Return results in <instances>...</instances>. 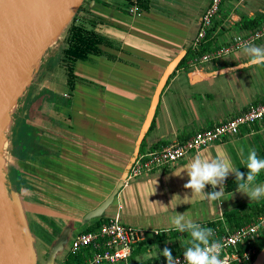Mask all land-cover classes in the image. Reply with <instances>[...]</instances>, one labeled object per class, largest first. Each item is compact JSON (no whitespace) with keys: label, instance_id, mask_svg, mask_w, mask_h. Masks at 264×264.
Wrapping results in <instances>:
<instances>
[{"label":"crops","instance_id":"1","mask_svg":"<svg viewBox=\"0 0 264 264\" xmlns=\"http://www.w3.org/2000/svg\"><path fill=\"white\" fill-rule=\"evenodd\" d=\"M125 1V7L119 5L120 0L89 2V16L82 19L96 17L95 29L107 42L100 44L102 54L75 63L73 89L68 84L67 66L61 61L53 63V56L45 74L38 71L26 90L24 115L20 116H28L26 122L37 128L38 143L46 153L26 160L16 157L9 179L14 208L22 231L28 234L36 264H40V252L49 256L46 264H65V245H71L81 227L89 229L96 222H86V214L117 186L134 155L164 71L179 53L191 49L211 0L197 2L195 8L189 0H146L140 14H130ZM260 13H264V0H225L202 46L208 43L215 50L244 35L249 30L240 29L238 23ZM254 44L264 46V38ZM248 59L239 49L197 66L189 59L187 66L178 68L161 94L140 153L186 140L199 130L241 114L251 104L264 103V66L214 77L193 76L194 70H214ZM44 91L48 93L42 94ZM250 149L264 159V121L243 127L239 135L211 144L179 163L130 180L104 217L119 214L122 222L148 232L147 237L155 230L178 232L171 225L177 214L200 225L225 222V213L263 204L264 197L251 200L239 192L232 185L239 183L235 174L229 173L223 186L224 200L205 199L184 187L189 180L186 169L196 155L223 157L246 178ZM255 184H264V171ZM213 190L220 188L206 185L204 189ZM159 215L162 222L148 221V216ZM183 233L170 238L165 235L167 240L159 249L151 246L129 264L166 260L161 254L166 247L172 254L183 253L190 246Z\"/></svg>","mask_w":264,"mask_h":264},{"label":"built area","instance_id":"2","mask_svg":"<svg viewBox=\"0 0 264 264\" xmlns=\"http://www.w3.org/2000/svg\"><path fill=\"white\" fill-rule=\"evenodd\" d=\"M146 0H128L129 13L140 14L141 6ZM225 0H211L205 9L197 36L192 41L191 49L197 50L206 38L214 21L220 13ZM264 38V24L254 30L247 31L244 35L233 37L226 45L216 48L211 52H205L191 60L193 66L206 64L220 60L236 50L242 49L245 43L254 44ZM264 121V103L251 104L248 109L226 121L215 124L212 127L199 130L191 137L183 141L169 143L160 150H146L139 153L133 163L126 184L143 174L153 172L159 168L179 163L188 158L192 153L210 146L219 141L241 133L243 127H251ZM216 240L223 245L221 258L226 259L227 264H252L257 249L254 247L259 236L264 232V212L246 225L235 230H226L219 235V226L214 229ZM155 230L154 233H160ZM146 232L138 227L122 222L119 214L107 218L96 230L85 229L78 233L69 247V256L79 255L89 249L91 254L85 264H129L135 247L146 239ZM173 257L184 264L183 253ZM151 264H167V260L161 258Z\"/></svg>","mask_w":264,"mask_h":264},{"label":"water","instance_id":"3","mask_svg":"<svg viewBox=\"0 0 264 264\" xmlns=\"http://www.w3.org/2000/svg\"><path fill=\"white\" fill-rule=\"evenodd\" d=\"M74 1L79 2V8L84 0H0V75L14 50L26 38L27 33L37 29L41 23L49 22L56 11L71 5ZM188 51L189 49L182 51L168 64L152 98L151 106L139 135L134 155L127 164L117 186L108 198L86 214V222L104 217L108 207L114 202L116 196L126 185L129 171L136 161L142 142L152 125L161 94L170 76L178 69ZM247 61H241L214 70L206 69L203 72L194 70L195 73H193V76L214 77L247 69L251 66L240 67L241 64L246 65ZM198 72L199 74H197ZM29 85L25 90H27ZM10 194L6 185L5 175H3L2 185L0 182V264H36L31 245L24 231H22ZM252 264H264V248L257 254Z\"/></svg>","mask_w":264,"mask_h":264},{"label":"trees","instance_id":"4","mask_svg":"<svg viewBox=\"0 0 264 264\" xmlns=\"http://www.w3.org/2000/svg\"><path fill=\"white\" fill-rule=\"evenodd\" d=\"M144 5L142 4L141 9L143 10ZM76 17L73 18L71 26L67 31L65 37V46L62 49L61 62L65 63L68 71V84L70 89L74 88V82L76 76L74 74V65L79 60H87L91 55H100L102 50L100 49V44L106 43L107 39L102 36L95 29L97 22L95 20H84L80 18V23ZM89 23V26L85 24ZM264 22V13L258 14L256 17H244L239 23L238 26L240 29L254 30L258 28ZM210 44L201 45L197 50L190 49L186 57L181 61L178 68L187 66L188 60H192L196 56H201L205 52L213 51L214 49L210 47ZM54 63V62H53ZM47 94L48 91H44ZM28 116L20 117L16 120L13 127V154L15 157L26 160L33 159L38 154L46 153V150L40 146L38 143V130L32 125L26 122ZM238 187V183L232 184ZM250 207V208H249ZM264 212V203L263 204H253L250 206H242L236 210L225 213V222H207L206 224H201L203 227H209L214 229L219 226V235L226 232V230H235L243 225L253 222L257 216ZM107 220L105 217H101L96 220V222L89 228V230H96L99 226ZM163 233V232H162ZM177 233V232H176ZM183 233V232H182ZM189 238L190 235L187 232H184ZM178 235V234H177ZM166 236L161 237V233L155 234L152 232V236L147 237L145 240L141 241L133 250L131 258L135 259L137 255H140L148 250L151 246L155 244L163 245L166 242ZM212 239L216 240L214 236ZM257 249V254L264 248V232L259 236L258 240L254 246ZM182 252H176L172 255L175 256ZM91 254L89 249L82 251L79 255L68 256L65 264H85L87 257ZM256 254V256H257ZM254 256V259L256 258ZM130 258V260H131ZM139 262H135L138 264ZM121 264V263H120ZM132 264V263H130Z\"/></svg>","mask_w":264,"mask_h":264},{"label":"clouds","instance_id":"5","mask_svg":"<svg viewBox=\"0 0 264 264\" xmlns=\"http://www.w3.org/2000/svg\"><path fill=\"white\" fill-rule=\"evenodd\" d=\"M243 53L249 58L245 66H264V46L245 43L242 46ZM247 174L234 168L230 161L223 158H204L196 155L186 169L189 176L185 188L191 189L192 194L201 195L211 201L224 200V181L229 173L235 174L238 181V191L246 194L251 200H259L264 197V184H255L256 178L264 171V159L259 158L255 149H250L246 158ZM180 175V173L175 174ZM206 185L213 189L219 186V191L205 192ZM155 192V191H154ZM171 225L179 232L189 233L190 246L183 252L184 264H227L226 259L221 258L223 245L218 240L212 239L214 230L203 227L192 220L186 219L183 214H177L171 219ZM167 260V264H180L179 259L173 257L167 247L161 253Z\"/></svg>","mask_w":264,"mask_h":264},{"label":"bare ground","instance_id":"6","mask_svg":"<svg viewBox=\"0 0 264 264\" xmlns=\"http://www.w3.org/2000/svg\"><path fill=\"white\" fill-rule=\"evenodd\" d=\"M79 2L56 11L49 22L41 23L33 34L30 31L22 42L27 52L20 58L10 57V67L2 70L0 82V182L10 159L9 151L12 148L10 138L13 127V114L18 99L30 84L35 70L38 68L46 50L62 38L71 24L77 11ZM31 35V36H30ZM27 40V41H26ZM22 50V49H21ZM25 51V50H24ZM22 52V51H21ZM14 53V52H13ZM20 53V52H19ZM23 53V52H22ZM19 56V55H17ZM16 56V57H17ZM14 58V59H13ZM7 71V73H6ZM13 72L14 75H13ZM12 73L11 90L7 92L8 74ZM7 77V79H6ZM7 81V82H6Z\"/></svg>","mask_w":264,"mask_h":264},{"label":"rangeland","instance_id":"7","mask_svg":"<svg viewBox=\"0 0 264 264\" xmlns=\"http://www.w3.org/2000/svg\"><path fill=\"white\" fill-rule=\"evenodd\" d=\"M91 0H84L83 2H82V4L79 6V8H78V10L76 11V13H75V16L74 17H76L77 18V20H79L80 21V18L82 19L83 17H85L86 18V16L88 17L89 15H87V13H88V4H89V2H90ZM191 3H193L190 7L191 8H195V6H196V3L197 2H200V1H204V0H189ZM121 7H125V6H127L126 5V1L125 0H120V4H119ZM86 10H87V12H86ZM84 12H86V13H84ZM171 17H178V16H171ZM91 20H97L96 19V17H92L91 18ZM73 21V20H72ZM78 21V22H79ZM72 23V22H71ZM80 23V22H79ZM85 24L87 25V26H89V23H87V22H85ZM39 26H41V24L39 25ZM71 26V24L69 25V27ZM69 27L67 28V29H69ZM36 30V29H35ZM35 30H33L32 32H31V34H33L34 33V31ZM67 31V30H66ZM65 34H66V32H65ZM65 34H64V36L62 37V38H60L52 47H50V48H48L47 50H46V52H45V54H44V56L42 57V59H41V62H40V64H39V66H38V68L35 70V72H34V75H33V77H32V80H31V83H30V85L32 84V82H34L33 80L36 78V76L39 74L38 73V71L40 72L41 70V72L43 73V74H45V72H46V66H47V64L50 62L49 60L51 59V57H53L54 56V58L51 60L52 62H54L55 64L57 63V62H60L61 61V54H62V49H63V47L65 46V41H64V39H65ZM31 36V35H30ZM27 41V40H26ZM25 44H23V43H21L20 44V46L19 47H17L15 50H14V53H13V55H14V58H20L21 56H23L24 54H26V53H24V52H27V50H26V47L24 46ZM22 49V50H21ZM25 50V51H24ZM23 53H22V52ZM20 52V53H19ZM17 55H19V56H17ZM17 56V57H16ZM56 57V58H55ZM13 58V59H14ZM58 60V61H57ZM10 59H9V61L6 63V65L4 66V69H6L7 67L9 68L10 67ZM6 73H7V71H6ZM14 73L15 72H13V75H14ZM12 73H10V76H9V74H8V87H7V92H9L10 90H11V86H12V78H11V76H13V75H11ZM6 79H7V77H6ZM6 81V82H7ZM0 82H1V76H0ZM37 85H38V83H37ZM32 86H34V83H33V85ZM25 95H26V90H24V92H23V94H22V96L18 99V102H17V106H16V110H14V114H13V127H14V124H15V122H16V120L18 119V118H20L21 116L20 115H24V110H25ZM13 127H12V130H11V134H10V138H11V141H12V137H13ZM13 149H14V147H13V144H12V148L10 149V151H9V154H10V159H9V161H8V165H7V167H6V169H5V173H4V175H5V179H6V185H7V188H8V190H9V193H11L10 191H11V187H10V179H9V177L11 176V174H12V171H13V168H15V164H16V162H15V156H14V154H13ZM11 195V194H10ZM252 205V204H251ZM180 209V208H179ZM170 213V212H169ZM18 214V213H17ZM18 216V218H19V215H17ZM148 218V221L150 222V223H154V222H162V219H163V216H148L147 217ZM89 224H86L85 226H83V227H87ZM160 229V228H159ZM85 230V229H84ZM81 231H83L82 230V227L80 228V232ZM161 231V230H160ZM162 231H164V230H162ZM146 233H148V232H146ZM182 232H177V233H175L172 229L171 230H169L168 232L166 231V233L164 234V232L163 233H161V237H164L165 235L166 236H168L169 235V238L170 237H174V236H176V234H181ZM24 234L25 235H27L28 236V234L26 233V232H24ZM150 236H152V235H150ZM166 238V237H165ZM27 239H28V237H27ZM166 240H167V238H166ZM29 241V240H28ZM65 245V244H64ZM63 244H62V246H64ZM65 251L62 253L64 256H69V248L68 247H70L69 245L67 246V245H65ZM159 247H160V244H155V245H153V248L154 249H159ZM39 256V257H38ZM38 259H39V263L40 264H46V262H47V259L49 258V256H46V254L45 253H39L38 254ZM59 261H57V263H58Z\"/></svg>","mask_w":264,"mask_h":264}]
</instances>
